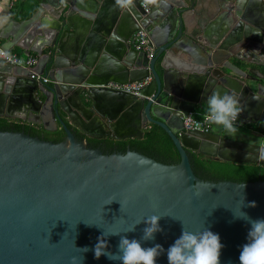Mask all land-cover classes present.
I'll use <instances>...</instances> for the list:
<instances>
[{"label":"water","instance_id":"obj_1","mask_svg":"<svg viewBox=\"0 0 264 264\" xmlns=\"http://www.w3.org/2000/svg\"><path fill=\"white\" fill-rule=\"evenodd\" d=\"M109 2L114 7L106 11ZM258 2L225 0L224 12L202 18L188 34L200 51L189 49L194 63L176 66L169 63L168 50L179 43L186 24L187 8L180 0H132L125 8L116 0H37L21 29L11 39L2 36L8 38L2 47L17 45L25 55L35 51L39 62L33 68L0 62V90L24 84L34 96L40 90L44 99L27 109L25 119L47 131L60 126L64 137L55 142L24 130H0V264H122L95 258L104 232L120 233L105 237L113 253L121 236H127L140 239L145 248L162 245L157 264H169L167 250L184 227L219 234L224 245L220 264H240L251 223L236 215L242 211L251 220L264 219V180L203 179L188 149L229 161L264 162V72L230 60H247L244 48L256 52L261 45L264 53V9ZM140 28L155 46L152 58L129 43ZM32 71L49 81L31 78ZM147 76L152 79L143 96L108 86ZM214 91L237 95L242 123H252L241 135L254 142L235 140L215 125L207 132L185 129L182 117L203 108ZM76 110L85 124L72 126L64 118L62 112L73 120ZM95 112L101 128L92 131ZM149 123L168 133L179 162L130 148L104 152L75 133L78 125L95 138L142 137ZM254 123L261 134L256 142L248 132L257 131ZM153 214L162 216L163 229L154 240L141 239L147 227L143 221L127 232ZM85 247L87 252L81 250Z\"/></svg>","mask_w":264,"mask_h":264},{"label":"clouds","instance_id":"obj_2","mask_svg":"<svg viewBox=\"0 0 264 264\" xmlns=\"http://www.w3.org/2000/svg\"><path fill=\"white\" fill-rule=\"evenodd\" d=\"M116 4L125 8L132 4V0H116ZM0 59L11 60L12 58L9 53L0 51ZM241 111L240 100L235 93L221 94L219 91H214L208 96L202 115L205 123L215 125L217 130H223L231 136L238 131L236 122ZM113 201L115 200L108 204ZM250 206L255 207V202H251ZM161 217L156 214L147 216L129 228L127 232L134 231L136 225L143 221L147 227L143 229L141 239L144 241L154 240L155 233L163 231L159 223ZM236 217L246 219L251 223L248 233L249 242L243 245L239 255L240 264H264V219L251 220L247 213L242 211ZM109 235H120V233L105 234L104 232L98 237V242L94 247L96 259L107 256L110 260L122 261V264H157V257L164 251L160 244L145 248L140 239L121 236L118 250L113 253L108 250L109 244L105 239ZM223 247L219 234L206 228L190 231L184 227L182 235L168 248L167 258L169 264H220ZM81 250L87 252L89 249L85 247ZM73 259L75 260V258Z\"/></svg>","mask_w":264,"mask_h":264},{"label":"crops","instance_id":"obj_3","mask_svg":"<svg viewBox=\"0 0 264 264\" xmlns=\"http://www.w3.org/2000/svg\"><path fill=\"white\" fill-rule=\"evenodd\" d=\"M36 2L37 0H16L14 4H11V0H0V45L1 46L8 40V38L5 37L2 38V36H8L9 39H11L13 34H15L19 30V28L21 29V25H22L21 22L35 13ZM180 2H183L185 5L184 7L187 8L185 12L186 24L185 27L183 28V36L179 40V43L185 45V47L181 46L178 43L172 48H170L168 50V60L171 65H176V66H179L180 64L192 65L194 63V57L189 53V49L192 47L195 48V50L198 51L199 53L200 51L198 50L197 46L194 45L195 42H193L190 39L188 34L193 33L194 29L197 30L199 28L198 23L200 20H202V18L206 16L208 17L218 16L221 11L224 12L225 11L224 8H220V7L222 4L224 5L225 0H180ZM258 4L261 9H264V0H259ZM113 7L114 6L112 2L106 3L105 10L110 11ZM25 10H30V12L27 13L25 12ZM211 22H213V19H211V21H208V24H210ZM263 23H264V18H263ZM218 25L220 24L216 23L215 25H213L212 26L213 29H216ZM133 35L130 37L129 43L132 44L133 47H135L133 43ZM9 50L18 52L19 54L26 56L24 54L23 49L17 45ZM256 50H258L259 52L258 51L254 52L247 48L241 49V53L244 54L243 56L247 57V60H241L240 57H236V56L230 58V60L234 62L235 61L242 62L245 66L255 67L264 72V57H263L264 53L261 51V45H259ZM31 54L38 56L35 51H32ZM110 82H115V81H110ZM36 97L38 99H35ZM43 99L44 96L41 93V91L38 90L36 96H34L32 94L29 85L24 84L14 87L11 86L10 90H6V89L0 90V111L5 115V117L9 116L8 119H10L13 122H21L25 124L27 123L32 126L33 124L29 123L25 119L27 109L30 108L32 105L35 106L36 104H38V100H43ZM84 101L88 106L94 104L93 101H87L85 99ZM98 106H100L101 110L108 111V106L106 103L99 102ZM205 108H206V104L204 105L203 108L198 107L197 109H195L194 113L197 115H201L205 111ZM85 112L90 117L93 115V113H91L90 111L85 110ZM62 113L64 118L71 124L72 122H76L78 124L79 123L85 124V119L79 113L78 110H76V114L73 115V120L68 117V114L66 112H62ZM97 114H98L97 112L94 113L96 119L93 121L92 126H90L92 131L96 130L95 128L97 126L101 128V121L96 116ZM150 124L151 123H149L148 126H150ZM240 124H244V123H242V121L240 120L239 125ZM246 125L249 127L250 125H252V123L248 122ZM72 126H74V124H72ZM75 126L79 130H81L80 126L78 125ZM222 133L226 134L225 132H223V130ZM87 136L92 137L89 135Z\"/></svg>","mask_w":264,"mask_h":264},{"label":"trees","instance_id":"obj_4","mask_svg":"<svg viewBox=\"0 0 264 264\" xmlns=\"http://www.w3.org/2000/svg\"><path fill=\"white\" fill-rule=\"evenodd\" d=\"M24 123L13 122L7 117L0 116V130H24L36 135L35 129H29ZM30 130V131H29ZM63 130L58 131L55 142L62 140ZM89 145L100 147L104 152L121 151L125 153L128 148L137 150L166 163H177L180 154L168 133L159 125L151 123L146 127L142 137L104 138L87 137ZM195 173L210 180L254 181L264 180V162H237L206 155L188 149Z\"/></svg>","mask_w":264,"mask_h":264},{"label":"built area","instance_id":"obj_5","mask_svg":"<svg viewBox=\"0 0 264 264\" xmlns=\"http://www.w3.org/2000/svg\"><path fill=\"white\" fill-rule=\"evenodd\" d=\"M15 1L16 0H11V4H14ZM133 43L137 50L145 51L150 58L154 56L155 46L145 28H140L134 33ZM0 51L9 53L12 58L11 60L0 59V62L10 63L13 65H21L27 68H33L39 62L38 56L36 55L31 54V55L23 56L18 52L6 49L1 45H0ZM30 77L38 81H43V82L49 81V79L45 75L37 71H32ZM151 79L152 76H147L143 79L130 81L127 83L110 82L108 86L129 92L137 96H143L142 91L150 83ZM145 97L147 99L152 98L151 96H145ZM240 116L241 113L239 115L236 124L240 123ZM182 118L186 130H201L207 132L210 131L213 126L204 122L202 114L197 115L194 112H190L189 114L184 115Z\"/></svg>","mask_w":264,"mask_h":264},{"label":"flooded vegetation","instance_id":"obj_6","mask_svg":"<svg viewBox=\"0 0 264 264\" xmlns=\"http://www.w3.org/2000/svg\"><path fill=\"white\" fill-rule=\"evenodd\" d=\"M194 112V111H192ZM0 116H3L5 117V115L0 111ZM7 118H9V116H7ZM31 123V122H29ZM25 124V123H24ZM33 125L31 126L30 124H27V126H29L28 128L29 129H35L38 131V133H36V135H39L45 139H48V140H53L55 141L56 138H58V131L62 130L59 126V129L56 130V131H47L45 129H43V126L42 125H38V124H35V123H32ZM258 123H254L253 125L256 127ZM259 125V124H258ZM37 126V127H36ZM146 127H143V133H144V130H145ZM30 131V130H29ZM75 133L77 134V136H79L81 139H86L87 142H88V139H87V135H85L81 130H79L78 128L75 129ZM233 139L235 140H238V139H241V137H239V135L237 134H234V135H231ZM243 136V135H241ZM64 137V133L62 135V138ZM104 137H107L104 136ZM103 137V138H104ZM111 137H115V136H111ZM92 138H95V137H92ZM117 138V137H116ZM124 138H132V137H124Z\"/></svg>","mask_w":264,"mask_h":264},{"label":"rangeland","instance_id":"obj_7","mask_svg":"<svg viewBox=\"0 0 264 264\" xmlns=\"http://www.w3.org/2000/svg\"><path fill=\"white\" fill-rule=\"evenodd\" d=\"M236 127L238 131L235 134L239 135L240 137H242L241 133L247 131L248 129V126L246 124H240V125L236 124ZM255 129L257 130L255 133L253 131H248V132L255 135V142H256L257 138L260 137L261 134L258 133L259 132L258 130L260 129L259 127H255ZM242 138L247 140L248 142L250 141L254 142V139L248 137H242Z\"/></svg>","mask_w":264,"mask_h":264}]
</instances>
